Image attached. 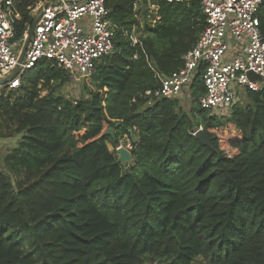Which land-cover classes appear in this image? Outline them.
Segmentation results:
<instances>
[{"label":"trees","instance_id":"trees-1","mask_svg":"<svg viewBox=\"0 0 264 264\" xmlns=\"http://www.w3.org/2000/svg\"><path fill=\"white\" fill-rule=\"evenodd\" d=\"M37 1L14 0L19 42ZM154 4L152 25L146 0H108L121 30L86 98L57 92L69 77L51 61L29 70L46 95L28 88V71L21 77L15 131L28 168L45 171L19 190L0 173V264H264V90L244 91L218 116L199 107V70L179 96L148 102L144 93L183 66L205 25L198 0ZM258 18L264 37V0ZM199 127L210 147L194 136ZM134 128L124 165L107 145L132 140Z\"/></svg>","mask_w":264,"mask_h":264},{"label":"built area","instance_id":"built-area-1","mask_svg":"<svg viewBox=\"0 0 264 264\" xmlns=\"http://www.w3.org/2000/svg\"><path fill=\"white\" fill-rule=\"evenodd\" d=\"M154 1L146 0L147 18L152 25L159 20ZM191 1L166 0L181 4ZM107 2L38 0L29 8L37 21L18 73L0 88H19L21 77L40 60L54 62L69 79H90L98 63L114 52L115 38L121 30V26L111 18ZM198 2L205 25L194 46L183 55V66L162 77L160 87L146 91L144 97L148 102L157 98H175L189 88L201 70L200 79L205 91L198 99L199 107L219 116L228 113L244 91L264 90V37L258 18L263 0ZM141 4L139 1L133 6L138 20L136 11ZM19 19L14 0H0V79L12 75L18 65L22 43L15 39V24ZM129 38L132 45L140 44L134 35ZM249 73L259 79L251 80ZM133 133H137L135 128ZM134 134L132 140L129 135H124L121 139L124 145L120 140L115 150L124 148L130 152L137 141Z\"/></svg>","mask_w":264,"mask_h":264},{"label":"rangeland","instance_id":"rangeland-1","mask_svg":"<svg viewBox=\"0 0 264 264\" xmlns=\"http://www.w3.org/2000/svg\"><path fill=\"white\" fill-rule=\"evenodd\" d=\"M142 7L143 5L141 6V8ZM138 18L142 20L140 15L138 16ZM141 29L142 26L140 27V30L137 31L136 29L134 31V37L138 38V36L143 34V31ZM21 43L23 44L22 41ZM32 77H34V79L27 83L28 88L33 87L36 90L40 88L39 94L41 96L46 95L48 93V90L46 88H41V83H37L36 87L34 86L35 84H33L36 77H38V74H34L33 71H28L24 75L25 80L31 79ZM93 86V76L90 79H69V81L57 92L60 93L64 98L75 101L83 97L86 98V88L92 89ZM15 92L17 91L0 88V173L7 174L11 179L13 188L15 190H19L36 180L40 176V174L45 171V169L32 171L27 166L25 157L26 153H28V149L24 148L22 144V134H18L15 131V122L18 116V111L14 107V102L18 99ZM241 92L242 91H240V93ZM192 106L193 104L191 103L190 99L181 102V108L186 113H188ZM122 144L124 145V142H122ZM107 146L108 149L112 153H114L118 159V154L115 150L116 147H113L110 144H108ZM130 163L131 158L130 161H125L124 165H129ZM143 264H152L151 259L146 258ZM191 264H205V262L204 260L198 258Z\"/></svg>","mask_w":264,"mask_h":264},{"label":"water","instance_id":"water-1","mask_svg":"<svg viewBox=\"0 0 264 264\" xmlns=\"http://www.w3.org/2000/svg\"><path fill=\"white\" fill-rule=\"evenodd\" d=\"M36 21H37V18H35V20L33 21V23L31 24L28 32H27V35L23 41V44H22V47L19 51V55H18V65L17 67L15 68V70L13 71L12 75L6 77V78H3V79H0V85L1 84H4L6 82H8L13 76H15L17 73H18V70H19V65L20 63L22 62V59L25 55V52L27 50V47L30 43V39H31V36H32V33H33V30H34V26L36 24ZM249 78L251 80H256V79H259L258 76L254 75L253 73H249ZM108 134H112V130L109 129L107 131ZM194 136L204 145V146H208L210 147L211 146V143H210V139L209 137L205 134V132L202 130V129H199L195 134ZM117 154H118V161H120L121 163H125V161H130V158H131V154L130 152H128L127 150H125L124 148H118L117 149Z\"/></svg>","mask_w":264,"mask_h":264}]
</instances>
